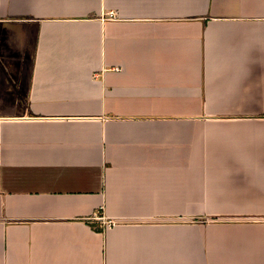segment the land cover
<instances>
[{
    "label": "crops",
    "instance_id": "crops-1",
    "mask_svg": "<svg viewBox=\"0 0 264 264\" xmlns=\"http://www.w3.org/2000/svg\"><path fill=\"white\" fill-rule=\"evenodd\" d=\"M0 264H264V0H0Z\"/></svg>",
    "mask_w": 264,
    "mask_h": 264
},
{
    "label": "built area",
    "instance_id": "built-area-1",
    "mask_svg": "<svg viewBox=\"0 0 264 264\" xmlns=\"http://www.w3.org/2000/svg\"><path fill=\"white\" fill-rule=\"evenodd\" d=\"M92 216L101 220V223L98 229L102 230L114 224L113 221L107 220L103 216H98V215L96 216V214H93Z\"/></svg>",
    "mask_w": 264,
    "mask_h": 264
}]
</instances>
